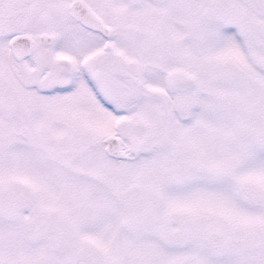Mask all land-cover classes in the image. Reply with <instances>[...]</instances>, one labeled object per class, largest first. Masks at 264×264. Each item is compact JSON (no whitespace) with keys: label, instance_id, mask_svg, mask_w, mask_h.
<instances>
[{"label":"snow or ice","instance_id":"6c2138e0","mask_svg":"<svg viewBox=\"0 0 264 264\" xmlns=\"http://www.w3.org/2000/svg\"><path fill=\"white\" fill-rule=\"evenodd\" d=\"M0 264H264V0H0Z\"/></svg>","mask_w":264,"mask_h":264}]
</instances>
